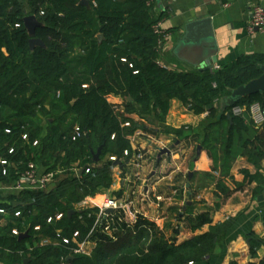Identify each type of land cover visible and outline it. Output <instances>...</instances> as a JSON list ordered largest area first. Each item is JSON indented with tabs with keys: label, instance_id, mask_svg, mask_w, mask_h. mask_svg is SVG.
<instances>
[{
	"label": "trees",
	"instance_id": "16d2710c",
	"mask_svg": "<svg viewBox=\"0 0 264 264\" xmlns=\"http://www.w3.org/2000/svg\"><path fill=\"white\" fill-rule=\"evenodd\" d=\"M88 1L91 9L80 5L81 0H0V160L8 161L6 175L0 164V183L14 184L31 162L42 163L47 173L63 170L65 175L48 193L23 191L0 203V210L6 212L0 214V263L190 264L205 259L226 239L239 215L214 224L209 212L188 215L192 205L179 218L194 233L207 226L208 231L178 242L179 228L169 236L144 215L130 225L125 212L118 210L100 226L96 225L97 208L76 210L75 206L113 186L111 157L117 158L126 173L129 158L124 152L132 151L130 137L142 128L119 113L108 101L110 96L125 99L128 115L150 113L160 124L166 122L172 100H179L195 115L207 114L209 124L201 146L214 168L219 163V147L223 153L216 196H230L225 180L240 156L256 170L254 174L242 170L245 182L257 183L255 195L262 194L264 125L255 126L247 116H233L231 109L220 113L217 105L230 90L262 76L264 55L243 56L216 71L175 72L158 64L161 37L154 27L163 16H155L146 0ZM29 15L43 25L37 38L44 47H30L24 25ZM253 104L264 108V93L245 98L237 106ZM126 122L131 127H125ZM75 126L84 135L74 141ZM101 146V161L90 174L70 171L91 164L92 151ZM71 210L76 213L69 215ZM57 214L62 219L56 220ZM50 218L53 221L48 223ZM26 221L30 237L19 240L13 230H22ZM261 222L264 226V213ZM75 233L79 237L74 241ZM248 238L250 254L258 258L264 238L255 232ZM41 239L50 242L41 245ZM86 240L94 243L91 255L76 254L77 244ZM252 264H264V258Z\"/></svg>",
	"mask_w": 264,
	"mask_h": 264
},
{
	"label": "crops",
	"instance_id": "0c3cea01",
	"mask_svg": "<svg viewBox=\"0 0 264 264\" xmlns=\"http://www.w3.org/2000/svg\"><path fill=\"white\" fill-rule=\"evenodd\" d=\"M256 5L264 8V0H158L154 14L163 16L161 27L169 34L158 64L179 73L202 72L211 67L230 65L243 56L264 55V33L248 32L251 10ZM26 10L31 11L28 3ZM197 21H209V25L188 33L187 26ZM208 26L212 33H209ZM214 58L217 62L213 61ZM108 101L119 113L142 126L136 130L138 136L132 150L140 149L144 162L139 179H134L135 169L127 165L126 173H122L123 169L116 171L113 186L98 194L94 201L99 202V197H113L126 206L128 220L139 212L155 221L169 236H172L173 229L179 228L178 242L208 231L207 226L203 231L194 233L186 220L180 219L192 205L194 209L188 215L195 217L199 213L209 212L214 224L239 215L226 239L214 247L211 255L194 264H252L263 259L264 247L258 251V258H253L250 245H247L252 232L264 238L261 222L264 199L260 200L264 192L255 195L257 183L245 182L242 174L244 169L253 174L256 170L245 157H238L232 162L230 175L225 180L231 191L230 196H216L217 181L222 171L221 147L218 148L217 168H214L215 164L204 148L200 157L197 156V148L209 124L207 114L195 115L179 100H172L166 122L160 124L150 113L128 115L126 101L122 97L110 96ZM224 105L225 98L218 103L220 113ZM181 130L182 133L177 134ZM174 145L172 155L164 156L158 164L160 149ZM176 167L180 171L174 172ZM39 168L40 172H45L44 167ZM64 177L57 176L54 188ZM13 185L0 183V203L7 202L11 195L19 194L12 189ZM159 197L162 200L159 201ZM75 208L79 210L77 206ZM22 227L21 231L25 233L29 223L26 221Z\"/></svg>",
	"mask_w": 264,
	"mask_h": 264
},
{
	"label": "built area",
	"instance_id": "2783aa9c",
	"mask_svg": "<svg viewBox=\"0 0 264 264\" xmlns=\"http://www.w3.org/2000/svg\"><path fill=\"white\" fill-rule=\"evenodd\" d=\"M158 0H146V6L148 8H151L155 10L156 4ZM155 33L161 37L160 40V46L159 49L160 51L162 50L166 40L169 38V34L166 33L165 31L162 30L161 23L159 22L155 27H154ZM248 32L250 34L256 33V32H262L264 33V8L260 5H256L252 8L251 10V19L248 24ZM219 67L213 68V70H219ZM117 110V109H116ZM231 114L233 116H238V117H244L247 116L249 120H251L255 126L261 127L264 125V108L260 104H253L250 107L247 106H236L231 109ZM125 127H131L130 122H126L124 124ZM9 132V131H8ZM138 133V132H137ZM136 132L130 137L132 144L134 143L136 136H138ZM84 135L82 132L81 128L79 126H75L74 132H73V140H77L78 138H81ZM115 136L112 137L114 139ZM24 140H28V135L23 136ZM39 142L36 141L34 143V146H38ZM14 153V149L10 150V154ZM125 158H129L128 164L129 166H132L135 169V172L133 176L135 177L134 179H139L140 178V170L143 168V162H144V154L140 149L137 150H132L129 152L128 150L124 152ZM110 161L115 163L114 166H112L111 170L112 173L114 174L116 171H120V169H123V166L120 164V162L117 160L116 157H111ZM118 163L121 165V167L118 165ZM0 164L4 167L3 169V174H7L6 167L8 166V161L7 160H0ZM78 170L79 168L74 167L71 168L70 171L78 175ZM174 172L180 171L179 167H176L174 169ZM121 172V171H120ZM86 174L91 173V169H87L85 171ZM123 173V171H122ZM64 171L59 170L57 172H40V168L38 164H35L31 162L28 165L27 171L19 178L18 181L14 183L12 186V189L16 191L17 193H21L23 191H30V192H38V193H48L49 191L54 189V183L57 179V176L63 175ZM120 175V174H119ZM94 198H86L84 201L81 203L77 204L76 206L79 208V210H88V209H93L97 208L98 213L96 217V225L102 226L103 221L107 220L112 214H107L106 210L108 209H113L115 212L118 210H123L125 212V205L124 203L120 202L119 200L113 198V197H107L104 199L103 202H95ZM158 200H162L161 197L158 198ZM78 210V209H77ZM114 212V213H115ZM113 213V214H114ZM0 214H6L4 210H0ZM126 215V214H125ZM138 215H141L139 212H135L133 215V219L128 220L125 216V221L132 225L136 223ZM16 217L20 216V213L15 214ZM63 215L62 214H57L55 216L56 220L62 219ZM53 221V218H50L48 220V223H51ZM35 230H39V228H35ZM104 231H108V229H104ZM29 232V229L28 231ZM21 230L15 228L13 230V235L19 237L20 234H22ZM91 236V234H90ZM79 237V233L74 234V241L76 238ZM49 240L46 239H41L40 243L41 245H46L49 244ZM65 243H68L67 240H65ZM77 249L75 250L76 254L84 255V256H90L94 247V243L91 242L90 240H86L82 243L77 244ZM62 264H66L65 262H62ZM194 264V263H190Z\"/></svg>",
	"mask_w": 264,
	"mask_h": 264
},
{
	"label": "water",
	"instance_id": "95a60500",
	"mask_svg": "<svg viewBox=\"0 0 264 264\" xmlns=\"http://www.w3.org/2000/svg\"><path fill=\"white\" fill-rule=\"evenodd\" d=\"M80 5L85 6L88 9H91V6H90V3L88 0H81ZM24 25H25L28 33H29V36H30V41H29L30 47L32 49H34L36 47H44L45 46L44 42L37 38V30L43 26L42 23L38 20V18L35 15H29V16L24 18ZM204 25H209V21L193 22L187 26V31H188V33L192 32L195 29H197L198 27H201ZM208 31H209V33H212V29L210 28V26H208ZM99 38L101 40L104 39V37L102 35H100ZM213 61L217 62V59L214 58ZM210 69H213V67H211ZM261 69L263 72L261 77H259L258 79L252 80L249 83H247L246 85H243L237 89L230 90V95L225 98V105H224L223 110L232 109V108L236 107L238 105V103L245 98L251 97L253 95L264 93V66H262ZM128 101H132V99L129 98ZM217 108H218V105H217ZM226 116L230 121L233 120V116L230 113H227ZM176 145H178V144H176ZM176 145L172 146L171 148L160 149L157 163L160 164V162L164 156L170 157L172 155V149H174ZM102 151H103V146L99 147L96 152L92 151V159H93L92 163L81 167L78 170L79 176L84 175V173L87 169H91V170L96 169L97 165L101 161ZM202 151H203V147L201 145L198 146V148H197V156L198 157H200ZM118 165L121 167V165L119 163H118ZM263 199H264V196L260 197V200H263ZM114 212L115 211L113 209L106 210L107 214H113ZM75 213H76L75 210H71L69 212V215H73ZM29 237H30L29 233L25 232V233L20 234V236L18 238H19V240H23V239H26ZM247 245L248 246L250 245V240L247 241ZM27 262L28 261H25L24 264H27Z\"/></svg>",
	"mask_w": 264,
	"mask_h": 264
},
{
	"label": "rangeland",
	"instance_id": "374dc122",
	"mask_svg": "<svg viewBox=\"0 0 264 264\" xmlns=\"http://www.w3.org/2000/svg\"><path fill=\"white\" fill-rule=\"evenodd\" d=\"M41 164H42V163H39L38 165H39V166H42ZM42 167H43V166H42ZM112 196H113V195H112ZM99 198H100V199H99V202H100V203L104 201V198H102V199H101V197H99ZM5 264H6V263H5Z\"/></svg>",
	"mask_w": 264,
	"mask_h": 264
}]
</instances>
